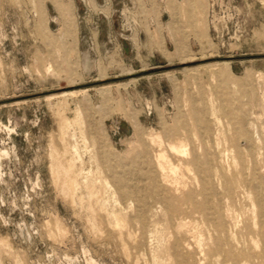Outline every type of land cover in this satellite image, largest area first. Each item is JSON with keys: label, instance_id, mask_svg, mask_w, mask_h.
I'll list each match as a JSON object with an SVG mask.
<instances>
[{"label": "rangeland", "instance_id": "374dc122", "mask_svg": "<svg viewBox=\"0 0 264 264\" xmlns=\"http://www.w3.org/2000/svg\"><path fill=\"white\" fill-rule=\"evenodd\" d=\"M205 153L208 202L180 207ZM253 167L264 175V0H0V264H153L173 246L181 264H264L237 255H264V230L247 233ZM119 179L162 202L122 199Z\"/></svg>", "mask_w": 264, "mask_h": 264}, {"label": "bare ground", "instance_id": "6f19581e", "mask_svg": "<svg viewBox=\"0 0 264 264\" xmlns=\"http://www.w3.org/2000/svg\"><path fill=\"white\" fill-rule=\"evenodd\" d=\"M195 37L198 40L200 39L196 35H195ZM72 52H74V51H72ZM48 70L49 69H47V71ZM101 89H100V92H101ZM70 94H74V93H70ZM76 118H75V120H78ZM65 120H67V119H65ZM215 120L218 123L217 119H215ZM69 121H63V126L67 130L70 129L71 135H72V137H74L75 136V132H74L75 129H72L71 122H69ZM74 125H75V123H74ZM66 129H65L64 133H66V131H67ZM76 146L77 145L72 146L70 148H71V150H73V153L78 154V150H77ZM168 147H169V149L171 151H174V152H177V153H183L184 152L180 147H177V146H175L172 143H169ZM73 153H72V155H75ZM71 157H73V156H71ZM204 157H205V160L200 161L199 157H197L196 155H192L191 164L195 167V173L194 174H196L198 182L200 183V190H199V192L197 194L194 191H192V190L189 193H187L183 197L182 201L180 202V205H179L180 207H181V205H184V204H193V205H195L197 196H199L203 200L204 203L208 202V154L205 153ZM241 158L242 157L240 156V160H241ZM164 161H165V156L163 154H158L156 156L155 166L157 167V169L165 170ZM57 163L58 164L55 165L56 166V168H55L56 171L55 172L57 174L56 178H57L58 181L61 182V189H62L63 193L65 195H67L68 197H71L72 193H73V188L75 186H79L80 185V184L78 185V183H77V176L72 171V168H71V165H70V161H68L67 158L63 157ZM186 169L188 170V168H186ZM169 170H170V172L173 175L180 176V180H181V178H183V176L179 174V172H178L179 169L177 167H171L169 165ZM79 174H80V171H79ZM84 174H85V176L83 175L84 178H85L84 186H85L86 190H89V189H91L92 185H91V182L88 183V177H87L88 173L87 174L84 173ZM156 179H157V175L156 174L151 176L152 182L155 183ZM98 180H100V179H98ZM116 183L119 186V194H120L121 198L124 199V200H128V201L129 200H136V202H138V207L141 208V209L146 207L148 200H150V201L151 200H154V201L156 200V201L162 202V199L160 198L159 193L157 191H155V190H152V189L148 190L145 186H136V185L130 186V185L124 183V181L120 180V179L117 180ZM242 184H243V186H244V188L246 190L245 196L247 197V199L251 200V205L256 210L255 215H254V220L256 219V223H254L255 221H252V225L254 226V228H255V226L258 227L257 231H255V229L252 230V227H251V229H248L247 233H248V235H252V236H255V237L262 236L263 235V230H264V175H261L259 173V171L257 170V168L253 167L251 174L249 176H246V177L244 176V178L242 180ZM83 190H84V188H83ZM152 194H155V197H153ZM83 197H85V196H83ZM87 197H89V196H87ZM151 204H152V202H151ZM179 206L167 205L166 213L167 214L174 213L175 211L178 210V208H180ZM203 211H204V209L201 208L200 212L203 213ZM99 212H101V211H99ZM204 224L208 228V215L205 217V223ZM185 234H187L188 236L193 237L195 239V235H193V234L189 235V231L188 230L186 231ZM183 239H185V237ZM249 242L250 243H255L252 240V238L249 240ZM173 248H175V246H173ZM173 248H161V249L159 248L160 250H159L158 254H156V255L153 254L152 255L151 261L153 262V264H166L167 262L170 263V261H171V263L173 262L172 264H181L175 258H171V255L169 254V252ZM125 255H126V252H125ZM237 255H238V257H247V258L253 259L254 262H255V260L257 261L259 259H261V260L264 259V255L263 254H257L254 257L253 256H248L247 251L245 250V248L244 249L243 248L240 249L237 252ZM145 264H148V263L145 262Z\"/></svg>", "mask_w": 264, "mask_h": 264}]
</instances>
